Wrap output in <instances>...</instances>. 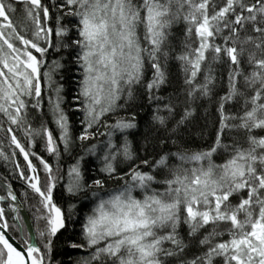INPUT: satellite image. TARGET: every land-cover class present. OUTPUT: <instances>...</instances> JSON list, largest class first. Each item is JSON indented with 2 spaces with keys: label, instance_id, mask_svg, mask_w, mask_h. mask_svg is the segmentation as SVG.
<instances>
[{
  "label": "snow or ice",
  "instance_id": "6c2138e0",
  "mask_svg": "<svg viewBox=\"0 0 264 264\" xmlns=\"http://www.w3.org/2000/svg\"><path fill=\"white\" fill-rule=\"evenodd\" d=\"M17 2L25 6L32 38L20 34L10 18L9 13L16 11L13 4L0 0V114L10 125L24 129L26 136L45 138L46 150L57 154L53 133L44 126L40 130L25 128L26 114H22L28 106L23 97L34 99V108L41 105L40 69L42 58L51 47L52 29L46 27L50 10L41 0ZM59 7L79 20L80 39L73 43L81 49L78 61L84 76L80 95L86 111V127L80 140L89 138L88 129L101 117L116 111L126 87L131 96L132 86L144 75L145 58L153 70L147 84L149 93L165 82L160 60L161 56H168L163 46L175 23L185 24V51L177 59L186 73L190 99L197 94L210 96L215 79L211 63L224 62L225 58L230 62L227 92L219 97L217 106L219 127L213 146L191 154L173 153L177 161L174 165H169L167 157H161L154 167L167 169L168 175L162 180L132 168L130 183L110 198L102 199L87 217L84 242H69L72 248L92 250L83 264H165L161 257L179 256L188 247L178 231L182 225L187 226L188 237L201 236L198 243L205 251L181 264H213L218 257L223 258V264H264V134H257V130L264 133V0H64ZM249 25L256 35L242 36V32L248 33ZM226 30L228 34L223 35ZM67 31L58 26L55 35L61 37ZM218 36L223 44L216 43ZM40 41L48 47L41 46ZM208 53L212 54L210 62ZM206 62L204 80L197 83ZM245 64L251 71L244 69ZM43 76L51 82L48 72ZM59 92L57 88L56 98L49 97V105L60 130L59 140L67 149L68 121L60 107ZM149 99L160 97L150 95ZM227 106L238 107L233 111ZM164 109L169 113L167 118L159 115V108L154 116L162 127L174 115L170 104ZM192 114L185 109L171 131H177ZM134 119L121 117L106 126L124 132L136 127ZM7 132L11 144L28 161V169L35 173L29 153L12 134L14 129L9 127ZM226 132L237 133L231 143L223 142ZM107 147L101 170L111 175L115 171L112 160L120 155L127 160L133 157L126 141L117 147L110 140ZM217 155L219 161L214 159ZM40 162L48 174L46 188L40 185L39 176L22 173L21 178L29 182L47 213L39 217L46 221V231L40 232L41 237H47L46 252L28 240H24L26 249L18 250L7 237L9 225L0 208V264H44L52 238L66 226L61 208L52 201L56 178L49 164L43 159ZM68 176V191L72 192L80 187L78 164L70 168ZM94 183L103 186L100 180ZM153 184L163 187L156 189ZM137 189L141 198L133 195ZM8 195L16 200L11 192ZM225 235L227 239H223ZM165 244L172 247L166 248Z\"/></svg>",
  "mask_w": 264,
  "mask_h": 264
},
{
  "label": "trees",
  "instance_id": "16d2710c",
  "mask_svg": "<svg viewBox=\"0 0 264 264\" xmlns=\"http://www.w3.org/2000/svg\"><path fill=\"white\" fill-rule=\"evenodd\" d=\"M16 9L10 12L9 16L20 34H26V38H32L31 21L24 15V5L16 0H8ZM42 4L49 8L50 19L46 27L52 29L51 47L44 41H40L41 46L48 47L44 54L41 72L42 97L39 108L32 107L34 99L23 97L28 106L22 114H26L25 128L40 130L42 126L47 127L57 142V154H50L46 150V139L42 136H26L22 128L10 125L7 118L0 114V179L13 190L17 200L26 211L38 247L42 253H45L44 243L47 237H41L40 232L46 231V221L39 219L41 215H46L40 202V197L28 186V181L21 178L23 173L30 176L28 161L15 145L11 144V135L7 129L12 127L17 139L29 153L28 160L36 168L33 175L39 176L40 185L47 186V176L40 160L43 159L52 169V175L56 178L52 189V201L61 208L65 217V228L61 229L55 237L52 238L50 254L44 256V264H83V261L90 255L92 250L72 248L70 241L82 243L83 226L86 219L92 214L93 209L102 199H108L116 192L121 191L130 183L132 168H136L143 173H149L162 180L168 175L167 169L155 168L154 165L161 157H167L169 165H174L176 157L173 153H195L205 151L211 148L216 139V133L219 127V113L217 106L219 97L227 92L229 61L225 58L224 62L211 63L214 82L211 85V94L209 97H203L197 94L195 99H190L187 95L189 85L185 83L186 73L180 60L177 59L184 51L185 24L175 23L170 29L168 42L163 46V50L168 53L167 57L161 56V64L165 72V82L158 89H153L151 93L147 90V84L151 81L153 70L150 63L145 58L144 75L141 81L134 84L131 89V96L128 94L127 87L121 93V98L117 101L119 107L114 113L101 117V120L88 129L89 138L80 140L86 123L84 109V97L80 95L83 81V69L78 56L81 49L73 43L80 39L77 31L79 20L77 17L67 15V9L61 10L59 5L64 0H41ZM252 3L253 0H246ZM247 15V13H245ZM42 16V13H41ZM58 17H62L58 20ZM66 28L67 35L57 37L55 35L57 27ZM250 34L251 25L248 26ZM227 30L223 35H227ZM217 44H223V39L218 36ZM18 46L23 47L22 45ZM38 58L39 53H35ZM209 56V62L211 53ZM223 55V54H222ZM206 62L203 70L196 78L197 83H202L207 72ZM58 64V66H57ZM244 69L251 71L247 64ZM48 72L51 82L45 80L43 74ZM59 88L61 97L60 107L65 113L68 121L69 143L67 149L60 142V130L54 123L50 111L49 97L56 98V89ZM160 97V99H149V97ZM171 105L174 109V115L168 119L167 126H160L154 116L159 108V115L168 117L169 113L164 109L165 105ZM235 110L238 106H227ZM185 109L192 111V116L180 128L172 132L175 122L180 119ZM133 120L136 127L124 132L114 130L106 125L113 124L119 118ZM111 133V136H109ZM257 134L261 133L257 130ZM237 135L235 132H226L223 137L224 143H231ZM115 144L117 147L128 143L132 154V160L125 159L122 155L112 160L114 172L109 175L101 169L105 166V155L108 152V144ZM115 151V149H113ZM217 161L220 156L214 157ZM143 161H147L145 164ZM79 166L81 172L80 187L74 188L72 192L68 191L69 176L68 172L72 166ZM100 180L102 187L97 186L94 181ZM153 188L160 189L163 185L153 184ZM137 198L142 197L139 189L133 192ZM0 197H4L0 187ZM235 199V198H233ZM0 208L4 210L5 220L9 225L8 232L23 246L24 240H28V234L18 211L13 213V207L10 203L2 202ZM39 209V211H38ZM184 242L188 245L184 252L179 256L161 257L165 264H181L182 261L192 259L194 256L201 255L205 249L199 246L200 235L197 237H188L187 226L182 225L178 229ZM225 235L223 239H227ZM166 248L172 247L170 244L164 245ZM98 264V262H96ZM213 264H223V258L218 257Z\"/></svg>",
  "mask_w": 264,
  "mask_h": 264
},
{
  "label": "water",
  "instance_id": "95a60500",
  "mask_svg": "<svg viewBox=\"0 0 264 264\" xmlns=\"http://www.w3.org/2000/svg\"><path fill=\"white\" fill-rule=\"evenodd\" d=\"M17 1V0H16ZM30 175H33L32 172H30ZM0 187L2 188L3 190V193H4V199H0V204L2 202H7V203H10L14 210L18 211L23 222H24V225H25V228H26V231H27V234H28V237H29V243L31 244H34L35 246L38 247L37 243H36V240H35V235H34V232H33V228H32V225L30 223V220L28 218V215L26 213V211L24 210V208L21 206L20 202L17 200H11L9 198V195L7 194V192H11L13 195L14 192L13 190L11 189V187H9L8 185H6L1 179H0ZM16 197V196H15ZM7 237L9 238L10 242L18 248V250H25L26 249V245H22L20 244L14 237H12L8 230H7ZM39 248V247H38ZM24 254L26 255V251L24 252Z\"/></svg>",
  "mask_w": 264,
  "mask_h": 264
},
{
  "label": "rangeland",
  "instance_id": "374dc122",
  "mask_svg": "<svg viewBox=\"0 0 264 264\" xmlns=\"http://www.w3.org/2000/svg\"><path fill=\"white\" fill-rule=\"evenodd\" d=\"M13 207V206H12ZM13 213L15 214L16 213V210H14L13 208ZM93 213V212H92ZM23 221V220H22ZM33 228V227H32ZM36 240V239H35ZM28 241H29V237H28ZM37 243V242H36Z\"/></svg>",
  "mask_w": 264,
  "mask_h": 264
},
{
  "label": "bare ground",
  "instance_id": "6f19581e",
  "mask_svg": "<svg viewBox=\"0 0 264 264\" xmlns=\"http://www.w3.org/2000/svg\"><path fill=\"white\" fill-rule=\"evenodd\" d=\"M7 194H9V192H7Z\"/></svg>",
  "mask_w": 264,
  "mask_h": 264
}]
</instances>
